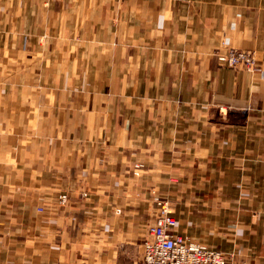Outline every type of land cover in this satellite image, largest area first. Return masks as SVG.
Here are the masks:
<instances>
[{
    "label": "crops",
    "instance_id": "0c3cea01",
    "mask_svg": "<svg viewBox=\"0 0 264 264\" xmlns=\"http://www.w3.org/2000/svg\"><path fill=\"white\" fill-rule=\"evenodd\" d=\"M156 196L264 264V0H0V264H129Z\"/></svg>",
    "mask_w": 264,
    "mask_h": 264
},
{
    "label": "built area",
    "instance_id": "2783aa9c",
    "mask_svg": "<svg viewBox=\"0 0 264 264\" xmlns=\"http://www.w3.org/2000/svg\"><path fill=\"white\" fill-rule=\"evenodd\" d=\"M218 60L247 73L257 69L254 54L250 50L231 48L220 54ZM67 198L66 193L58 196L61 204ZM153 201L157 212L153 223L147 226L142 241V255L129 264H227L228 255L225 252L174 232L176 220L167 199L156 196ZM38 209L42 210L41 207Z\"/></svg>",
    "mask_w": 264,
    "mask_h": 264
},
{
    "label": "rangeland",
    "instance_id": "374dc122",
    "mask_svg": "<svg viewBox=\"0 0 264 264\" xmlns=\"http://www.w3.org/2000/svg\"><path fill=\"white\" fill-rule=\"evenodd\" d=\"M231 48H233V47H228L223 53H225L228 49H231ZM236 49H238V50H246V49H239V48H236ZM220 54H222V53H220ZM220 54H217L216 55V58L218 59V56L220 55ZM255 58V57H254ZM256 63V62H255ZM231 68V67H230ZM60 194H63V193H60ZM227 254V253H226ZM229 256V255H228Z\"/></svg>",
    "mask_w": 264,
    "mask_h": 264
}]
</instances>
